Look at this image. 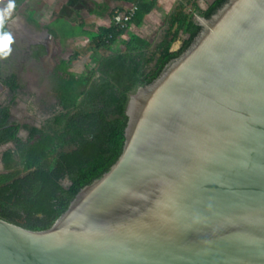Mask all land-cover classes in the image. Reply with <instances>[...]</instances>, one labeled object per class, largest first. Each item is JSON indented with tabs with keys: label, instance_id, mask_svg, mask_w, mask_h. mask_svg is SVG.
<instances>
[{
	"label": "water",
	"instance_id": "water-1",
	"mask_svg": "<svg viewBox=\"0 0 264 264\" xmlns=\"http://www.w3.org/2000/svg\"><path fill=\"white\" fill-rule=\"evenodd\" d=\"M17 19L53 58L55 35ZM198 23L131 94L108 172L49 229L0 218V264H264V0H228Z\"/></svg>",
	"mask_w": 264,
	"mask_h": 264
},
{
	"label": "trees",
	"instance_id": "trees-1",
	"mask_svg": "<svg viewBox=\"0 0 264 264\" xmlns=\"http://www.w3.org/2000/svg\"><path fill=\"white\" fill-rule=\"evenodd\" d=\"M119 1L129 6L127 11L136 7L130 25H141L157 5L156 0ZM227 1L216 0L202 14L210 18ZM46 4L47 0H16L15 11L38 27H47L36 19ZM168 23L166 34L156 45L140 36L123 39L130 25L119 28L113 23L100 29L85 50L86 54L95 50V54L81 73L74 65L82 58L73 55L68 59L58 30L52 28L56 76L68 86L64 99L71 110L43 129H32L30 143L20 147L21 155L6 153L8 172L0 174V218L32 230L49 229L83 188L111 169L124 149L131 94L153 83L202 30L185 7H180ZM180 39L181 47L173 50ZM16 70L14 67L2 76L13 91L24 80L16 77Z\"/></svg>",
	"mask_w": 264,
	"mask_h": 264
},
{
	"label": "flooded vegetation",
	"instance_id": "flooded-vegetation-1",
	"mask_svg": "<svg viewBox=\"0 0 264 264\" xmlns=\"http://www.w3.org/2000/svg\"><path fill=\"white\" fill-rule=\"evenodd\" d=\"M19 14L21 13L15 11L8 21L13 25L14 31L18 30L19 25L25 30L17 19ZM30 24L32 28L37 27L40 30L45 28L38 27L33 22ZM18 32L15 33L11 46V55L7 59H0V87L2 86L3 91L0 95V174L8 172L6 153L11 151L14 155H21L20 147L30 143L32 129H43L44 126L52 124L58 116L71 110L56 86L60 83L56 76V48L53 50L52 58L47 47L37 45L30 47L32 39L28 37L29 34L26 32L21 36ZM39 51L42 54H39ZM14 67L17 69L16 77L24 79L16 91L2 79V76ZM35 91V96L31 97ZM22 95L26 98L22 99ZM31 98L32 103L28 104L26 101Z\"/></svg>",
	"mask_w": 264,
	"mask_h": 264
},
{
	"label": "crops",
	"instance_id": "crops-1",
	"mask_svg": "<svg viewBox=\"0 0 264 264\" xmlns=\"http://www.w3.org/2000/svg\"><path fill=\"white\" fill-rule=\"evenodd\" d=\"M47 0V4L39 11L36 19L42 20L49 12H52V17H61L64 19L63 34L68 39V44L72 47H86L94 40V38L100 32V29L110 27L113 24L112 14L115 10L127 11L128 5L119 0ZM157 5L154 10L146 17L141 25L129 26L128 30L122 36L123 39H131L135 36H140L144 39L151 41L154 45L162 41L164 35L169 28V19L173 16L180 7H185L188 15H192L194 19L199 22L203 11L209 10V8L216 2V0H156ZM47 12V13H46ZM178 27V25L176 26ZM52 32V27H45ZM54 29V28H53ZM181 36H184V32H181ZM56 37V35H55ZM182 45V40H178L173 50H178ZM71 52V51H70ZM67 52V58L70 59L72 55H78L76 53L71 54ZM85 54V55H83ZM95 54V50H88L87 54L81 51L79 60L74 65L76 72H83L85 70V63L91 60V57ZM115 56V53H113ZM17 58V57H16ZM21 63V62H20ZM81 63H84L83 67L78 69ZM18 66V65H16ZM64 98L65 88L61 83L56 85ZM0 87V95L3 91ZM6 88V87H5ZM7 90V89H6ZM26 98L22 95V99ZM21 100V99H20ZM33 98L26 101L28 104L32 103ZM22 102V100H21Z\"/></svg>",
	"mask_w": 264,
	"mask_h": 264
},
{
	"label": "clouds",
	"instance_id": "clouds-1",
	"mask_svg": "<svg viewBox=\"0 0 264 264\" xmlns=\"http://www.w3.org/2000/svg\"><path fill=\"white\" fill-rule=\"evenodd\" d=\"M0 59H7L12 52V44L14 43V37L10 31L5 30V25L12 18L17 5L16 0H0Z\"/></svg>",
	"mask_w": 264,
	"mask_h": 264
},
{
	"label": "rangeland",
	"instance_id": "rangeland-1",
	"mask_svg": "<svg viewBox=\"0 0 264 264\" xmlns=\"http://www.w3.org/2000/svg\"><path fill=\"white\" fill-rule=\"evenodd\" d=\"M54 0H52L51 2H53ZM31 9H29L30 11ZM47 13V12H46ZM52 12L48 13L42 20H40L41 23H43L45 26H51L52 28H54L55 30H58L59 34H60V41H61V45H62V49H63V53H67L70 52L71 54L76 53V54H81V51L86 50V47L80 46V47H72L70 46V43L68 44V39L66 37V35L63 34L62 30H63V24H64V19L61 17H56L55 19H53L52 17ZM85 55V54H83ZM73 56V55H72ZM82 65H80V67L78 69H80L81 67H83L84 63H81ZM67 88H65V90H67Z\"/></svg>",
	"mask_w": 264,
	"mask_h": 264
},
{
	"label": "built area",
	"instance_id": "built-area-1",
	"mask_svg": "<svg viewBox=\"0 0 264 264\" xmlns=\"http://www.w3.org/2000/svg\"><path fill=\"white\" fill-rule=\"evenodd\" d=\"M136 13V7L133 6L129 11L115 10L112 14L113 23L119 28H125L130 25Z\"/></svg>",
	"mask_w": 264,
	"mask_h": 264
},
{
	"label": "bare ground",
	"instance_id": "bare-ground-1",
	"mask_svg": "<svg viewBox=\"0 0 264 264\" xmlns=\"http://www.w3.org/2000/svg\"><path fill=\"white\" fill-rule=\"evenodd\" d=\"M16 26H17V25H16ZM17 28H18L17 31H19L18 33H20L21 36H22L24 33L28 32V31L24 30V29L22 28L21 25H19V27L17 26ZM17 31H15V33H16ZM18 33H17V34H18ZM18 35H19V34H18ZM20 35H19V36H20ZM35 94H36V91L33 92L30 96H31V97H32V96H35ZM27 97H28V96H27Z\"/></svg>",
	"mask_w": 264,
	"mask_h": 264
}]
</instances>
